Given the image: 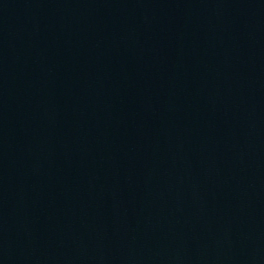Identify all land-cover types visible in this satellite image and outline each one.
I'll list each match as a JSON object with an SVG mask.
<instances>
[{"label": "water", "instance_id": "water-1", "mask_svg": "<svg viewBox=\"0 0 264 264\" xmlns=\"http://www.w3.org/2000/svg\"><path fill=\"white\" fill-rule=\"evenodd\" d=\"M0 264H264V0H0Z\"/></svg>", "mask_w": 264, "mask_h": 264}]
</instances>
